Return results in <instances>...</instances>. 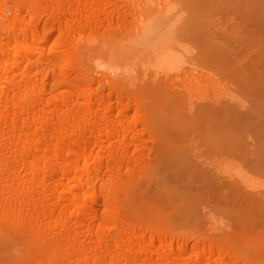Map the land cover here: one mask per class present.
<instances>
[{"label": "bare ground", "instance_id": "6f19581e", "mask_svg": "<svg viewBox=\"0 0 264 264\" xmlns=\"http://www.w3.org/2000/svg\"><path fill=\"white\" fill-rule=\"evenodd\" d=\"M204 2L0 0V264H264L145 212L165 197L167 123L221 94L188 47Z\"/></svg>", "mask_w": 264, "mask_h": 264}, {"label": "rangeland", "instance_id": "374dc122", "mask_svg": "<svg viewBox=\"0 0 264 264\" xmlns=\"http://www.w3.org/2000/svg\"><path fill=\"white\" fill-rule=\"evenodd\" d=\"M192 9L188 47L209 58L221 94L196 100L194 111L185 104L167 123L174 152L163 171L165 197L149 200L145 212L263 248L264 0H205ZM229 164L242 166L259 193L233 184L223 170Z\"/></svg>", "mask_w": 264, "mask_h": 264}]
</instances>
